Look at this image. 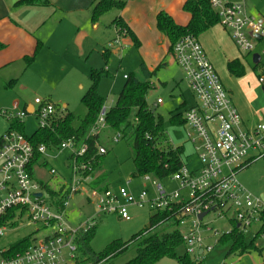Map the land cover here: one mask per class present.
Here are the masks:
<instances>
[{
	"label": "built area",
	"instance_id": "built-area-1",
	"mask_svg": "<svg viewBox=\"0 0 264 264\" xmlns=\"http://www.w3.org/2000/svg\"><path fill=\"white\" fill-rule=\"evenodd\" d=\"M218 14L220 24L230 32L236 46L244 52H252L256 42L264 39V23L250 16L243 5L230 0H210ZM248 32L257 38L250 40ZM120 35L109 47L120 43ZM174 58L182 68L185 80L196 98V105L183 115L186 126L193 134L189 141L198 155L200 168L190 171L184 165L178 173L169 177L178 183V191L166 192L161 184L153 181V175L142 178L151 183L153 196L143 190L134 198L129 189L120 187L116 192L108 189L99 191L90 184L94 180L95 157H90L87 142L76 138L63 141L57 148L46 145L34 146L20 132L7 131L0 138V218L14 211V222L28 220L40 230L48 231L41 239L35 236L26 252L15 257H2L0 264H72L78 252L77 240L95 226L97 219L87 217L83 223L73 225L68 221L67 210L73 196L85 197L89 204L103 215L117 214L121 219H129L128 207H148L153 214L163 211L173 212L176 228L180 231L186 253L198 261L212 252L223 235L214 231L211 222L223 220L234 225L238 234L250 241L264 239V195L255 197L238 182V174L249 163L264 157V122L255 128L244 125L242 116L219 74L210 62L199 38L187 36L174 47ZM127 79V76L124 77ZM260 82H264L261 78ZM162 101L159 100L158 104ZM34 116L39 128H52L57 107L49 100H35ZM107 109H102L89 137H100L108 128ZM9 120L24 122L29 116L26 110L14 105L11 111H2ZM121 136L113 141L118 143ZM97 155H106L107 149L97 143ZM252 154V155H251ZM39 163L65 157L67 175L63 177L55 168L51 174L59 178L60 184L54 187L39 181L34 173L36 156ZM89 158V159H88ZM47 163V164H48ZM131 181L127 183L130 184ZM63 190L65 199L63 210H58L45 187ZM41 193L42 197L37 195ZM206 215L200 219V215ZM10 223L0 228V236ZM33 234V233H32ZM36 234V233H35ZM34 234V235H35ZM208 234H211L208 237ZM211 239L212 244L207 241ZM246 241V240H245Z\"/></svg>",
	"mask_w": 264,
	"mask_h": 264
},
{
	"label": "rangeland",
	"instance_id": "rangeland-1",
	"mask_svg": "<svg viewBox=\"0 0 264 264\" xmlns=\"http://www.w3.org/2000/svg\"><path fill=\"white\" fill-rule=\"evenodd\" d=\"M251 2L253 3L249 4L251 10L252 5L256 4L254 7L264 13V0H251ZM113 13L116 14L115 12ZM106 19L107 21H112L114 19L113 14L111 13ZM108 33L109 36L113 35V31H108ZM64 37L65 41L56 48L52 47L53 52L57 53V56L49 53V51H44L51 55V59L38 62L37 56L33 64L28 68L24 60L21 67L23 71L28 69L27 72L24 71V76L16 74L20 72L14 73V77L18 78V82L14 88L0 92V102L9 104L14 99H17V102H20L19 110L22 111L25 104H34L37 98L50 100L57 107L59 115H62L65 112V107H67L75 116L74 127H77L79 124L78 119L83 118L85 115L81 99L91 85L90 76L93 74L92 71H100L102 69L107 71L102 75L98 85V93L105 99L103 109H107V111L116 104L126 82L124 77L134 74L138 79L150 81L152 84L151 92L147 96L148 105L155 115L162 116L164 129L171 144L175 147H184V160L189 170L192 172L200 168L198 155L188 137L189 134L193 133L186 125H177L171 122V117L184 102L187 103V106L181 110L183 114L196 102V98L185 80L184 72L177 64L175 58L170 55L167 60L169 65L158 67L156 73L149 78L141 71L142 60L139 56L138 48L131 43L129 38H121L122 36H120V43L112 48L104 42L98 46L91 41V38H79V33L74 26H66ZM248 37L250 40L257 38L250 32H248ZM80 42L86 44L84 51L77 46ZM41 50H39V55L42 52ZM107 50L110 51V54L106 60L104 54ZM254 56H256L257 62ZM248 62H250L251 67L249 70L255 73V82L250 85L251 91H254L253 106L256 110H261V106H264V82L261 83L259 77L264 76V41L254 49ZM258 62H260L262 69L260 72L254 71V67ZM10 79L6 78V76L4 77L6 83ZM242 82H247V80L245 79ZM159 100L162 101L161 104H158ZM12 107L13 102L2 111H11ZM261 121L264 122V120ZM24 124L28 136H31L39 129V123L34 116L25 118ZM115 136H117L116 133L111 129H106L101 136V144L108 151L104 157L103 172L107 174V184L111 188L110 190L116 192L120 187H124L129 189L128 191L134 198L141 191L148 190L150 196H153L154 188L151 183L146 182L142 177H133L135 168L132 142L122 137L118 143H115L113 141ZM45 163L46 160H43L35 166L34 173L37 179L43 183L57 186L58 183L51 174V168L53 167L62 172L63 174L60 173L62 177L67 175L66 170H63L59 162L49 161L47 165ZM152 179L157 184H161L166 192L178 191V183L172 178L159 180L157 177H153ZM237 179L242 187L247 192L252 193L253 196H263V159H257L249 167L243 169L238 174ZM129 181L131 183L127 185ZM128 214L129 219L127 220L120 219L117 214L103 215L98 213L95 206L89 204L85 197L78 195L71 198L67 210L68 221L76 226L83 223L87 217L97 216V230L91 244L93 250L97 253L103 251L113 241H130L134 235L149 226L153 212L148 207L139 208L132 205L128 207ZM213 218L214 216H210L206 221L211 222L210 226L214 231L219 230L221 234H226L232 230L234 225L223 220L214 222ZM164 227L166 226L154 231L161 234ZM39 229L36 225H29L27 219L19 222L16 228H5L3 235L0 237V259L1 251L7 250L11 244L32 233H36L37 238L41 239L48 232L43 229L37 231ZM210 235L208 234L205 237ZM250 239L249 236L245 238L246 242H250ZM213 242L214 240L212 241L211 239L207 241L208 244L212 245ZM256 242L261 253L253 251L243 256L237 254L227 256V251L230 250L232 241L225 244L221 242L214 247L212 252L205 254L201 262H203L202 264H262L264 263V239H258ZM136 250L137 243H132L130 250L121 257L118 264H124L135 257ZM185 252V246L183 245L177 250L179 256ZM159 264H177V261L166 258Z\"/></svg>",
	"mask_w": 264,
	"mask_h": 264
},
{
	"label": "trees",
	"instance_id": "trees-1",
	"mask_svg": "<svg viewBox=\"0 0 264 264\" xmlns=\"http://www.w3.org/2000/svg\"><path fill=\"white\" fill-rule=\"evenodd\" d=\"M19 6L50 7V0H19L16 4ZM126 3L120 0H99L91 11L92 23H97L104 15L112 11H121ZM183 9L190 14L191 20L186 26H180L167 13L161 12L157 16V27L165 35L171 44L170 52L174 55V47L179 41L187 36L199 38L201 35L213 29L219 24L218 14L212 8L210 0H188ZM113 25L120 36H128L134 45L138 48L139 40L131 31L123 19L116 18ZM4 45L0 44V49ZM43 45L38 43L35 53L31 57L25 58L27 68L35 61ZM110 51L107 50L104 58L107 60ZM228 71L233 77H243L245 68L239 60L228 63ZM259 65L255 67L257 69ZM141 71L146 77L154 75L150 72L144 63L141 64ZM106 71L104 69L92 71L90 76L91 85L81 99L84 105L85 115L79 118V124L74 127L75 116L65 109L62 115L56 114L52 128H39L31 136L25 131L24 122L11 120L8 132L16 130L23 134L34 146L46 145L50 149L57 148L63 141L76 138L78 142H87L90 147V157H95L93 177L90 184L99 191L111 189L107 184V174L103 172L104 157L106 155H97V143H101L100 137H89L91 130L95 127L99 114L104 108L105 99L98 93V85ZM17 80H12L8 85L13 86ZM152 84L150 81H142L136 75L127 76L125 85L114 107H111L106 114L107 129H111L120 135L123 139H129L132 142L133 163L135 171L133 177H143L153 175L159 180L169 178L180 171L186 165L184 158V147H175L168 139L162 116H157L151 110L147 102V96L151 92ZM187 103L181 105L177 112L171 117V122L177 125H186L181 110L186 108ZM41 156L37 155L34 164H38ZM89 159V158H88ZM264 161V157L262 158ZM254 162L249 163L248 167ZM47 165V163H45ZM101 172V174H100ZM52 200L56 203L58 210H63L64 191H55L50 186L45 187ZM181 208L174 210L179 212ZM173 212L163 211L155 213L150 217L149 226L134 235L128 242L116 240L110 243L103 251L97 253L92 248V241L95 238L97 226L89 231L82 238L77 240L78 252L72 264H118L122 256L126 255L131 248L132 243H137L136 255L124 264H159L163 259L169 258L177 261V264H202L203 262L192 258L188 253L178 255L177 250L183 245V239L180 231L176 228V219ZM14 211L6 217L0 218V228L10 223L9 227H18V222H14ZM166 226L161 234L154 230ZM30 234L21 240L11 244L7 250L1 251L2 257H15L18 254L26 252L32 246L35 236ZM1 237V236H0ZM222 243L232 241L227 256L237 254L243 256L253 251L261 250L256 245V241L246 242L245 238L238 234L234 227L231 234H225L221 237ZM220 242V243H221ZM264 264V263H263Z\"/></svg>",
	"mask_w": 264,
	"mask_h": 264
},
{
	"label": "crops",
	"instance_id": "crops-1",
	"mask_svg": "<svg viewBox=\"0 0 264 264\" xmlns=\"http://www.w3.org/2000/svg\"><path fill=\"white\" fill-rule=\"evenodd\" d=\"M18 1L0 0V44L4 45L0 49V92L14 88L17 83L8 88L7 85L12 80L18 82V78L14 77L15 72H20L16 74L24 76L28 69H25L24 72L21 65L26 57L34 55L38 43L43 45L42 52L40 51V55L38 54V62L51 59V55L44 51H49L57 56V53L53 52V48L65 41L63 38H65L66 26H74L79 33V38H91V41L98 46L103 42L109 46L118 37V31L113 25V21L116 18L123 19L140 42L138 52L142 63L150 72H154L162 65H169L167 60L170 55L174 58L173 53L170 52L169 39L157 27V16L161 12H165L180 26L188 25L191 20L190 14L183 9L188 0H120L126 3L123 10L110 12L95 24L91 21V11L99 0H50V7H16L15 4ZM230 2L243 5L250 16L252 15L264 23V13L254 7L256 4L252 5V10L249 8V4H253L251 0H230ZM111 13L114 19L107 21L106 17H109ZM108 31H113L112 37L109 36ZM121 38L129 37L122 35ZM75 39L77 38L75 37ZM199 40L224 86L231 94L244 125L248 128H255L263 122L261 120H264V106H261V110H256L253 106L254 91H251L250 85L255 82V73L249 70L251 67L248 62L253 51L247 53L241 51L236 46L230 32L220 22L213 29L201 35ZM263 41L264 39L257 40L256 47ZM131 43L134 45L132 41ZM77 46L84 51L86 44L80 42ZM254 58L256 59V56ZM235 60H239L245 68L243 77H233L228 71V63ZM255 61L257 62V59ZM257 65L259 66L255 69ZM255 67L254 71H262L260 62L256 63ZM5 76L11 78L8 83L4 81ZM261 78L264 79V76H260L259 81ZM245 79L247 82H242ZM12 102L13 106L16 104L20 108V102H17V99ZM12 102L9 104L0 102V138L7 133L11 122L2 115V110ZM35 105V101L34 104H25L22 110H26L29 116H32ZM195 105L196 102L193 106ZM50 161L59 162V165L65 170L67 164L65 157ZM55 180L59 186L61 180L59 178Z\"/></svg>",
	"mask_w": 264,
	"mask_h": 264
},
{
	"label": "water",
	"instance_id": "water-1",
	"mask_svg": "<svg viewBox=\"0 0 264 264\" xmlns=\"http://www.w3.org/2000/svg\"><path fill=\"white\" fill-rule=\"evenodd\" d=\"M37 196H38V197H42V194H41V193H39ZM205 215H206V213H205V214H202V215H200V219H202V218H203Z\"/></svg>",
	"mask_w": 264,
	"mask_h": 264
}]
</instances>
